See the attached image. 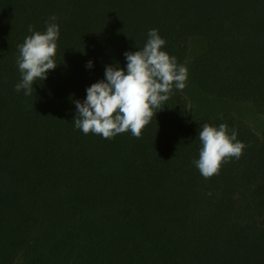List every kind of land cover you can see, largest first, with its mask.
<instances>
[{"label":"trees","instance_id":"trees-1","mask_svg":"<svg viewBox=\"0 0 264 264\" xmlns=\"http://www.w3.org/2000/svg\"><path fill=\"white\" fill-rule=\"evenodd\" d=\"M52 16L57 68L25 95L19 46ZM152 29L199 92L264 116V0H0V264H264V140L250 125L192 114L175 88L140 138L74 125V101L107 66L126 71ZM192 40L204 48L190 60ZM204 124L247 146L208 179L194 164Z\"/></svg>","mask_w":264,"mask_h":264},{"label":"clouds","instance_id":"clouds-1","mask_svg":"<svg viewBox=\"0 0 264 264\" xmlns=\"http://www.w3.org/2000/svg\"><path fill=\"white\" fill-rule=\"evenodd\" d=\"M56 16L50 17L46 31L33 32L19 46L18 68L21 81L15 90H24L31 95L37 80L45 81L51 70L57 68L55 56L58 50L60 27ZM166 41L158 30L148 32L143 48L126 52V71L119 67L107 66L105 80L90 86L86 99L74 101L77 116L74 125L84 134H96L104 139L131 132L140 138L143 130L153 117L162 111L173 92L183 90L188 80V69L177 63L174 56L162 50ZM90 61L87 67L91 68ZM159 110V111H158ZM202 144L195 166L205 178L219 174L222 166L232 158L239 159L247 147L237 139V132L226 124L218 127L204 124L199 131Z\"/></svg>","mask_w":264,"mask_h":264},{"label":"rangeland","instance_id":"rangeland-1","mask_svg":"<svg viewBox=\"0 0 264 264\" xmlns=\"http://www.w3.org/2000/svg\"><path fill=\"white\" fill-rule=\"evenodd\" d=\"M204 48L201 40H192L190 43L189 59L196 56ZM188 69V65L185 66ZM188 102L190 112L195 115L218 116L232 114L238 119L250 125L253 130L264 140V116L257 114L254 107L250 105H238L230 101L218 100L208 97L199 92L192 84L189 73L186 87L180 90Z\"/></svg>","mask_w":264,"mask_h":264}]
</instances>
